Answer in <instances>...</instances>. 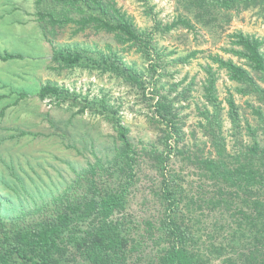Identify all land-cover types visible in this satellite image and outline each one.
I'll use <instances>...</instances> for the list:
<instances>
[{"label": "trees", "instance_id": "obj_1", "mask_svg": "<svg viewBox=\"0 0 264 264\" xmlns=\"http://www.w3.org/2000/svg\"><path fill=\"white\" fill-rule=\"evenodd\" d=\"M176 2L171 21L155 17L151 25L140 26L117 0H35L36 20L48 41L68 28L73 36H111L113 44L102 49L54 46L51 68L115 78L143 104L156 138L135 144L121 106L111 97L43 84L40 100L74 109V115L100 116L111 126L109 151L75 170L61 192L30 211L8 216L3 211L7 201L0 196V264H218L220 259L225 264H264V38L229 30L243 11L263 15L264 0ZM198 24L227 39L220 46L223 54L208 52L209 61L201 64L199 137L197 128L187 129L185 113L198 82L195 76L188 81V75L173 80V68L205 51L180 54L160 41L180 28L194 31ZM128 54L141 62L128 61ZM13 57L20 55L0 52L2 60ZM220 71L237 84L236 92L257 102L248 103L259 118L257 126L244 119L231 89L221 98ZM226 120L234 144H229ZM144 164L156 174L150 193L157 213L136 219L128 211L129 201ZM192 173L198 184H188Z\"/></svg>", "mask_w": 264, "mask_h": 264}, {"label": "rangeland", "instance_id": "obj_2", "mask_svg": "<svg viewBox=\"0 0 264 264\" xmlns=\"http://www.w3.org/2000/svg\"><path fill=\"white\" fill-rule=\"evenodd\" d=\"M117 1L135 16L140 26L151 25L155 17L164 22L171 21L177 13L176 0H149V5L154 6L151 15L147 12L150 6L145 5L144 1ZM31 11H36L35 0H0V52L20 55L7 60L0 59V196L7 201L3 211L8 216L30 211L37 203L61 192L75 177V170H81L89 162H94L97 156L102 157L109 151L111 126L100 116L89 113L74 115V109L55 107L48 99L40 100L37 94L43 84L55 82L90 97H111L112 102L121 106L124 122L129 126L135 144L156 138V131L148 123L143 104L135 102L127 86L108 74H92L79 68H51L54 46L79 44L102 49L107 43L113 44L111 36L92 32L73 36L68 28L53 41H48L37 20L25 22ZM234 29L264 38V14L259 15L255 9L243 11L233 18L229 30ZM225 40L224 36L218 37L199 24L194 31L180 28L160 39L168 51L178 50L180 54L194 49L205 51L189 64L173 68L176 70L173 80L188 75V81L195 76L198 82L191 105L185 109V113L189 114L187 129L197 128L198 137L200 130L196 124L200 116L197 107H202L204 103L201 88L204 72L201 64L209 61L206 57L208 52L223 54L220 46L226 43ZM125 58L141 62L133 54ZM219 76L221 98H225L227 90L231 89L244 119L257 126L259 118L248 105L249 102L257 105L254 98L236 92L237 84L229 80L224 71H220ZM21 94L27 96L22 97ZM225 132L229 144H234L228 120L225 122ZM246 132L244 130L245 139L250 137ZM140 178L128 209L136 219L157 213L155 199L150 193L156 174L144 164ZM186 179L188 184L199 183L195 173L187 175ZM215 262L225 264L222 259ZM75 264L90 263L79 260Z\"/></svg>", "mask_w": 264, "mask_h": 264}, {"label": "crops", "instance_id": "obj_3", "mask_svg": "<svg viewBox=\"0 0 264 264\" xmlns=\"http://www.w3.org/2000/svg\"><path fill=\"white\" fill-rule=\"evenodd\" d=\"M34 11V10H33ZM32 12V11H31ZM29 12L28 14V16H27V19H24L25 20V22H27V21H33V20H36V16H35V12ZM33 22H36V21H33Z\"/></svg>", "mask_w": 264, "mask_h": 264}]
</instances>
